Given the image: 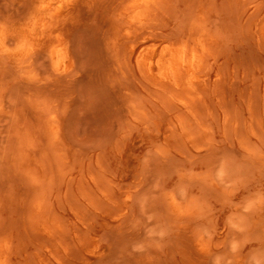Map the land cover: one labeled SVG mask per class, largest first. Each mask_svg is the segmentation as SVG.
Returning <instances> with one entry per match:
<instances>
[{
	"label": "rangeland",
	"instance_id": "1",
	"mask_svg": "<svg viewBox=\"0 0 264 264\" xmlns=\"http://www.w3.org/2000/svg\"><path fill=\"white\" fill-rule=\"evenodd\" d=\"M173 1L177 2L176 5H173ZM220 1L171 0L166 7L165 17L161 19L162 26L166 27L167 22H170L169 27L161 26L162 31L177 34L184 28V24L188 26L187 22L190 23L203 7L209 26L214 23L210 28H216L214 30L218 32L212 30L217 33L226 30L224 35L222 32L217 36L214 33L217 39L221 37L226 41L217 40V50L213 46L218 58L211 61L209 90L204 93L205 100L196 108L198 115L192 120L193 116L189 113L191 110L171 107L167 100L168 94L161 95L160 90L146 81L141 72L139 74L135 59H128L125 52L117 51L111 46L112 37L103 39L101 18H93L89 14L79 17L80 20L74 19L69 26L73 60L67 70L52 71L48 58L44 60L47 64L43 60L38 63L41 71L37 66V70H32L29 74L17 73L14 68L3 69L0 66V226L3 227L4 224L5 227L0 230L6 232H2V235L9 236L18 231L22 233L23 220H28V217V224L35 222L33 207L38 203L44 204L47 217L49 214L52 216L51 207L55 211L53 219L49 217L53 220V226L57 225L56 220L61 221L66 217L62 221L68 225H63H67L71 231L75 226L83 227L88 232L93 228L92 232L84 233L86 237L90 236L86 242L95 251L81 254V259L75 254L67 255V259L59 258L56 249L59 244L55 243L57 247L54 248V242L49 249L51 243L40 244V252L34 250L37 240H32L27 235L26 237L23 231L25 238L21 241L26 244L21 243V246L29 243L26 247L30 251L28 261L33 260L31 264L46 263V258L49 259L48 264H66L68 261L67 264H82V261L84 264H264V129H261L264 127V47L252 37L264 22H261L264 19V0H251L249 4H242L243 6L235 1ZM23 2L24 0H0V6L21 5ZM231 2L234 6L238 4L234 10ZM215 6L221 9H216L217 12ZM244 7H247L248 13L242 11L241 8ZM191 11L195 13L190 15ZM87 16L92 18L95 26ZM219 17L222 26L217 20ZM210 19L212 22L208 21ZM237 19L241 24L234 22ZM174 26H177L178 31ZM246 29L249 33L244 36ZM243 36L252 40L244 39ZM250 45H254L253 48L257 49L262 59L255 55V50L256 53L252 52ZM106 47H109V53ZM224 49L225 53L222 51ZM217 52L225 56L222 58ZM121 53L123 57L120 56ZM249 57L257 59L252 58L253 62ZM245 58H249L248 67ZM127 63L129 66H126ZM223 66H230V70H223ZM244 71H250L249 75ZM218 75H221V80L215 81ZM243 78L247 80L244 81ZM140 80L146 85L143 86ZM227 91L231 95L228 93L226 96ZM211 102L214 106L209 105ZM226 102L231 103L233 108L236 105L240 109V115L239 112L235 113L238 111L235 108L234 114L229 112L232 109L225 105ZM206 103H209L210 108L206 109ZM257 115L262 118L261 123L256 120L260 119ZM237 119L242 120L240 125L236 122ZM190 120L193 121L192 124ZM203 121L207 122V127L206 122L205 126L200 127ZM53 122L57 127L56 135L50 129ZM191 128L194 135L197 132L195 137L198 139L193 144L183 133V130H192ZM210 129L213 131L209 133ZM177 132L182 136H178ZM74 193L77 198L73 196ZM172 194L184 210L180 216H175L170 211L168 197ZM38 195L39 200L34 198ZM78 195H85L86 198ZM46 197L50 198V204L47 202L45 205ZM25 198L28 205L36 201L34 206L30 205L31 209L24 206ZM43 199L46 201L43 202ZM58 199H61L60 206L57 205ZM73 200L74 203L79 202V205H73ZM22 205L27 211L20 210ZM58 206H62V209L64 207L66 212ZM77 207L84 216H78L77 210L75 211ZM23 211L28 214L26 217ZM80 216L90 217L85 218L91 222H87L85 218L80 219ZM13 219L20 220L12 222ZM82 220L86 226L82 224ZM88 223L90 228L87 227ZM19 224L22 225L20 229ZM13 226L16 229L12 231L10 228ZM17 228L18 231L15 232ZM7 230H10L8 235ZM2 235L0 231V236L3 237ZM92 235L98 241L96 245L89 240ZM198 242L202 243V248L197 247ZM68 248L71 249L70 246ZM51 249L58 256L57 260L61 259L62 262L54 260L56 257L51 255ZM82 256L86 258L82 259ZM20 258L19 263L30 264L24 256Z\"/></svg>",
	"mask_w": 264,
	"mask_h": 264
},
{
	"label": "bare ground",
	"instance_id": "2",
	"mask_svg": "<svg viewBox=\"0 0 264 264\" xmlns=\"http://www.w3.org/2000/svg\"><path fill=\"white\" fill-rule=\"evenodd\" d=\"M185 1H187V0H185ZM222 1L223 0H221L220 2H222ZM230 1H235V2L239 3V6H240V4H241V6H243L244 4H247V3L249 4L251 2V0H230ZM173 2H174L173 5H176L177 2L176 3H175V1H173ZM191 2H193V0H191ZM196 2H197V0H196ZM224 2L225 1H223V3ZM170 3H171V0H24V2L21 5H15V6H12V5L7 6L6 5L5 7L0 6L1 7L0 8V66L3 69L4 68L6 69V67L14 68V69H16L17 73L29 74L32 72V70H37V66L39 65L38 63L39 62L42 63V60L45 64H47L44 60L46 58H48L49 62H50V69L52 71L61 72V71L67 70L68 67L72 64V60H73L72 59L73 52L71 51L72 43L70 46L71 41H70V36H69V34H70L69 30H71V29H69V26L71 25V23L74 19L77 20L79 17H83L86 14H89L88 16L91 15L90 17L101 18L102 22L100 23V25H101L100 27H101V30L103 33L101 35H104V37L103 36H101V37H103V39L105 37H112L111 38L112 39V45L111 44L110 45L114 46L117 51L121 50L122 53L125 52L128 59H133V58L135 59L137 66L139 68V69H137V70H139V74L141 72V74H143L146 81H148L152 86H154L158 90H160L161 95H162V93L168 94L167 100L169 101L171 107L177 106L178 108L182 107V108H186L187 110L188 109L191 110L192 112L191 111L190 112L188 111V112L190 113V115L193 116L192 118L190 117L192 120L193 118H195L198 115V110L196 108L199 106V104H203V100H205L204 96H203L204 93H207L206 91L209 90V86H210L209 85L210 84L209 75H210L211 61L218 58V57L216 58V50L217 49L215 47V44H216L217 40L223 39L221 37L220 38L218 37L219 39H217L216 36L218 34H220L222 31H219L220 33H217L218 31L214 30L216 28H214V29L210 28L213 26L214 23H212V25L210 24L211 26H209V23L207 22L206 12H205L204 8L201 7L199 9V11L196 9L198 11V14L195 17L193 16L194 18H192L190 15H193V13H195V11L193 13L191 11L190 15H188V13H187V15L192 18L191 19L189 17V20L190 19L192 20V21L190 20V23L185 21V20H187L188 16H187V18H185L184 21L187 22V25H188L187 27L185 26L186 24H184V22H182L184 24L183 29L179 28L180 30L178 31V30H176L177 26H174L175 30L178 31L177 34L165 33L164 31L161 30V26L163 25L161 23V21H162L161 19L163 17H165V14L167 11L166 7L168 5H170ZM189 3H190V1H189ZM198 3H199V1H198ZM215 3L217 4V2H215ZM18 4H19V1H18ZM190 4L192 5V3H190ZM231 4H233V3L231 2ZM237 5L238 4H235V6H234V4H233V6H234L233 10L235 7H237ZM10 6H12V7H10ZM225 6H227V5H225ZM239 6H238V8H240ZM208 7L209 6H207V8ZM228 7H229V4H228ZM210 8H211V6H210ZM219 8L217 9V7H216L215 10L216 9L220 10L221 8L220 9ZM246 8L244 7L241 9H242V11L244 10V12L245 11L247 12ZM193 9L194 8H192V10ZM238 10H237V13H239ZM217 12H216V14H217ZM224 12L226 13L228 11H224ZM222 13H223V10H222ZM167 14H169V13L167 12ZM220 14H221V12H220ZM251 14L256 16L253 12ZM217 15H219V13ZM90 17H88V19ZM168 17H170V15ZM241 17H243V16L241 15ZM84 18H82V19H84ZM209 18H210V16H209ZM247 18H245V19H247ZM251 18L253 19V17H251ZM80 19H78V20H80ZM90 19H91V23L93 24L92 18H90ZM219 19H220V17L217 19L220 22ZM96 20H95V22H96ZM237 20H234V22L236 21V22H239V24H241V21H239V20H241V18H239L238 21ZM249 20H251V19L249 18ZM88 21L90 22V20H88ZM97 21L99 22L100 20H97ZM208 21L212 22L211 19ZM252 21H254V19ZM263 21H264V19L261 20V22H263ZM98 22H96V23L98 24ZM213 22H214V20H213ZM224 22H226V21H224ZM248 22H250V21H248ZM167 23H168V26H166V27H169L170 22H167ZM167 23H166V25H167ZM182 23H181V25H182ZM227 23H228V21H227ZM79 24H77V25H79ZM88 24H90V23H88ZM222 24L223 23H221V26H222ZM230 24H229V28H230ZM77 25H76V27H77ZM225 25H226V23H225ZM249 25H251V24H249ZM234 26H237V25H234ZM240 26L242 28L243 25H240ZM98 27H99V24H98ZM166 27H165V25L162 26V28H166ZM179 27H181V26L179 25ZM231 27H232V25H231ZM241 28H239V29H241ZM243 28H244V26H243ZM247 28H248V26H247ZM98 29H100V28H98ZM212 29L214 31H217V32H214ZM235 29L238 30L236 27H235ZM94 30H96V29L94 28ZM165 30H167V29H165ZM218 30H220V29H218ZM221 30H224V29L222 28ZM231 30L232 29H230L229 31L231 32ZM224 31H226V30H224ZM224 31L222 32L223 35H224ZM230 32H228V33H230ZM214 33L215 34L217 33L216 36ZM245 33L248 34L249 31L248 30H247V32L244 31L243 34H245ZM247 34H245L244 36H246ZM72 36H71V39H72ZM97 36H98V34H97ZM251 36H252V34H251ZM255 36H256V38H255ZM255 36H252V37H254V39H257L259 44L264 47V22H263V25L261 27L257 28V32H256ZM101 37L99 36V38H101ZM226 37L228 38V35H226ZM103 39H101V40L103 41ZM244 39H247V37L246 38L244 37ZM249 39H251V38H249ZM249 39H247V40H249ZM105 40H108V39H105ZM224 41H226V40H224ZM248 42H250V41H248ZM245 43H246V40H245ZM105 44H106V42H105ZM108 44H109V42H108ZM224 44H226V43H224ZM256 44H257V42H256ZM259 44H258V46H259ZM213 46L216 49L214 51H213ZM250 46H252V45H250ZM253 46H252V49H253L252 52H255L257 49L255 50L253 48ZM217 48H218V46H217ZM107 49H109V47L108 48L106 47V51H107ZM219 49H221L220 46H219ZM226 50H227V48H226ZM222 51H224V53L226 52L225 49ZM262 51H264V48H262ZM107 52L109 53V51H107ZM122 53L120 54L121 57H123ZM217 53H219V52H217ZM220 53H221V51H220ZM220 53H219V55H220ZM257 53L259 54V52H257ZM257 53L255 55L258 56L259 58H261L260 54L257 55ZM253 54H252V56H253ZM223 55L225 56V54H223ZM223 55H220V56L222 57ZM120 56H119V58L122 59ZM242 56H243V54H242ZM226 57H227V55H226ZM228 57H229L228 59L230 60V56H228ZM255 57H249V58L254 62L253 59ZM232 58H234V57H232ZM249 58H245L246 61H247V59L249 60ZM128 59H127V61H129ZM256 59L257 58H255V60ZM259 60H257L258 63H259ZM119 62H120V60H119ZM217 62H218V60L216 61V64H217ZM227 62H228V65H230L229 61H227ZM230 62H231V60H230ZM225 63H226V59H225ZM245 63H247L246 66L248 67V65H249L248 61ZM260 63H261V61H260ZM263 63H261V64L263 65ZM128 64L129 63H127L126 66H129ZM239 65H238V68H239ZM46 66L48 67V65H46ZM233 66L235 68V64H233ZM42 67H44V65ZM229 67L230 66H228V68ZM39 68H38V70H39ZM46 68L43 69V71L46 70ZM224 68H227V67L223 66V70H224ZM238 68H237V70H238ZM244 68H246L245 65H244ZM132 70L133 69H131V71ZM223 70L221 71V74L223 73ZM228 70H230V68ZM246 70H247V68H246ZM40 71H41V68H40ZM251 71L253 72V69ZM244 72L246 73V71H244ZM249 72L250 71H247L248 75H249ZM245 73H244V76L246 77L247 75H245ZM262 73H264V72H262ZM55 75H57V73ZM225 76L227 77L228 75H225ZM238 77H239V75H238ZM248 77H250V76H248ZM262 77H264V76H262ZM229 78H230V76H229ZM229 78H228V81L230 80ZM254 78H253V80H254ZM245 79H244V81H245ZM219 80H221V75H218L215 81H219ZM260 81H259V83H260ZM247 82H245V83H247ZM256 82H258V81L256 80ZM240 83H241V81H240ZM141 84L143 86L146 85V84H143V82ZM256 84H258V83H256ZM245 86H244V88H245ZM248 86H247V88H248ZM257 87H258V85H257ZM216 88H217V86H216ZM258 88H260V87H258ZM145 89H146V87H145ZM248 89H250V88H248ZM252 90H253V88H252ZM211 91H212V88H211ZM235 91H237V90H235ZM214 92H215V90H214ZM247 92H249V91H247ZM253 92H255V89ZM228 93H229L228 91L225 93L226 96ZM235 93H237V92H235ZM241 93H242V91H241ZM208 94H210V93H208ZM243 94L244 93H242V95ZM254 94L255 93H252V95H254ZM229 95H231V94L229 93ZM259 96H261V94ZM259 96H254V97H259ZM217 98H215V100H217ZM231 98H233V97L231 96ZM239 98H240V100H238V101H240L239 103L241 105V103H242L241 97H239ZM224 99H226V98H224ZM247 99H245V100H247ZM254 99L255 98H253V100ZM257 99L259 100V98H257ZM168 101H167V103H168ZM232 101H235V100L233 99ZM260 101L262 102V100H260ZM260 101H258V102H260ZM212 102H211V104H209V103H206V104L207 105L209 104L211 106ZM254 102H256V101L254 100ZM261 102L259 104H261ZM220 104H221V102H220ZM229 104H230V106H229ZM209 105L206 107V109H208ZM225 105L227 107H230V109H232V111H231L228 108L229 112H232L233 114L235 112V110L233 111L234 108L236 109V111L239 109L236 107L235 104H234L235 105L234 108L232 107L233 105H231V103L226 102ZM242 105H243V103H242ZM242 105H241V107H242ZM245 105H247V104L245 103ZM212 106H214V104ZM249 107H251V106H249ZM260 107H261V105H260ZM203 110L204 109L201 108V111H203ZM211 110H213V109L211 108ZM226 110L227 109H225V111ZM228 110H227V114L229 113ZM239 110L235 113H238ZM252 110H254L253 107H252ZM205 111H207V110H205ZM241 111H242V109H241ZM245 111H246V109H245ZM212 112H214V111H212ZM191 113H193V114H191ZM224 113H223V115H224ZM241 113H242L241 115H243V112H241ZM256 114H258V110H257ZM186 115H187V113H186ZM206 115L207 114L205 112L204 116L206 117ZM239 115H240V112H239ZM246 115H247V113H246ZM187 116H189V115H187ZM259 116L257 115L256 117H259ZM180 117H181V115H180ZM238 117H241V116H238ZM190 118H188V119H190ZM202 118H203V120H205L204 117H202ZM232 119L234 120V117H232ZM232 119H231V121H232ZM239 119H243V118L241 117ZM239 119H237V121L236 120L235 121L238 123L239 122L242 123V120L240 121ZM254 119H256V118H254ZM261 119L262 118H260L258 120V118H257L256 120L261 123V121H262ZM191 120H190V123L192 124L193 121H191ZM229 121L230 120H228V122ZM200 122H201V120H200ZM203 122L201 123L203 125L200 124L201 125L200 127L205 126L204 124L206 121L204 123ZM208 122H210V121H208ZM254 122H255V120H254ZM240 123L238 125H240ZM54 124L55 123L53 122L50 129H51V132L54 135H56L57 127ZM251 124H252L251 126L253 127V123H251ZM179 125H180V123H179ZM188 125L190 126V124H188ZM227 125H231V124H227ZM193 126L196 127L195 125H193ZM208 126H210V124H208ZM232 126L234 127V125H232ZM260 126H262V125H260ZM206 127H207V122H206ZM198 129L196 127V130H198ZM207 129H209V128H207ZM261 129H264V127ZM175 130H176V128H175ZM210 131H213V129H210L208 132L210 133ZM208 132H206V133H208ZM178 133L179 132H177V135L180 136L181 134L179 135ZM183 133L188 138V140L192 142V144L195 140H198L195 137L197 132L194 135L193 129L192 130H190V129L183 130ZM203 133H204V131H203ZM207 137H208V135H207ZM194 143H196V141ZM80 192L83 194L84 190H83V192L82 191H80ZM106 194H107V192H106ZM73 196L75 197V193ZM81 197H84L83 199L86 198L85 195L81 196ZM26 198H28V196ZM26 198H25V201H23V204L26 203L24 206H26V209H27V207H30V205H32V204H33L32 206H34V203L36 202L35 200L36 199L39 200V195L34 197V198H36V199H34L35 202L34 203H33V201H32V203L30 202V205L27 204ZM68 198L66 197V199H68ZM75 198H77V197H75ZM168 198H169L168 199L169 200V208H170L171 213L175 216L182 215L184 213V210L179 205L175 196L172 194ZM44 199H45V197H44ZM44 199H43V202L46 201ZM46 199H47V197H46ZM49 199L50 198L48 197L47 201L45 202V205ZM29 200H31V199H29ZM58 200L59 201H58L57 205L60 206L59 203H60L61 199H58ZM77 200H79V199H77ZM81 200H82V198H81ZM87 200H86V202H88ZM113 200H115V199H113ZM65 201L67 202V200H65ZM70 201H72V200H70ZM66 202H64V203L66 204ZM76 203H78V205H79V202H76ZM76 203H74V200H73L72 204L73 205L75 204V206H76ZM118 203H122V202L118 201ZM47 204H50V201ZM81 205H82V203H81ZM51 206H53V204ZM33 208H34L33 213H35V222L28 224L27 221L29 220L30 217H28V220L26 219L27 221L24 219L23 220V222H24V230L23 231H24L25 236L27 235V236H30L32 240H37L36 243H34V244H36L34 246L35 247L34 250H38V247H40V244L41 245H47L48 243H51L50 245L48 244L50 246V247H48V249H49V248H51V245L54 242L53 244H55V243L59 244L58 248H56L57 247L56 244L53 245L54 248L58 249L57 251L59 253H57V255L59 254V258L66 257L65 259H67V255H71V254H73V255L75 254L76 256L79 255L80 259H81V254H83V253L86 254V252L88 253V252H94L95 251V248H91V246H88L87 242H88V236L89 235L86 237L85 233H84L85 231L87 234L90 231L92 232L93 228L91 230H89V232H88L87 230H83V227L75 226L74 230L71 231L70 229H68L69 227L68 228L66 227L68 224L64 223V221H62L66 217L65 218L62 217L64 219H61V221L56 220L55 223L58 221L57 225L53 226L52 216L54 217L56 214H54L55 211L53 212L51 210V209H53L52 207L50 209V212H52L51 213L52 216L49 214L48 217H47V212L45 210L43 203H38ZM59 208H61V210L64 209V207L62 209V206ZM74 208H76V207H74ZM26 209L23 207V205L20 208V210H26ZM30 209H31V207H30ZM46 209H47V206H46ZM70 209H71V207H70ZM72 209H73V207H72ZM83 209H84L83 211H85V208H83ZM28 210H29V208H28ZM86 210H87V208H86ZM30 211H28V212L30 213ZM75 211L78 214V216H79V214H83V213H81V211L79 210L78 207H77V209H75ZM23 212L25 213V211H23ZM63 212L65 213L66 211L63 210ZM70 213H72V211ZM20 215H21V213H20ZM23 215L26 217V215H28V214L25 213ZM31 215H33V214H31ZM87 215H89V214H87ZM83 216H84V214H83ZM83 216H80L79 218L83 219V220L85 217L88 219L90 218L87 216H85V217H83ZM32 217H34V215ZM49 217H51L52 219H50ZM57 218H58V216H57ZM86 218H85V220H88ZM55 219L56 218H54V220ZM18 220H20V219H18ZM18 220H16V221H18ZM83 220H82V222H83ZM11 221L13 222L14 219ZM16 221H14V222H16ZM61 222H63V223H61ZM87 222H89V220ZM89 223L87 224L88 228L91 227V226L89 227ZM10 224H9V226L11 227ZM63 224H67V225L65 226ZM82 224H84V222ZM13 225H14V223H13ZM17 225H18V223H17ZM7 226H8V224H6V227ZM20 226L22 228V225H20V224H19V227L18 226H15V227H18L20 229ZM84 226H86V225L84 224ZM3 227H4V224H3ZM3 227L0 226V228H3ZM18 228H17V230H15V232L18 231ZM7 229H9V227ZM14 229H16V228H14V226L12 228H10V230H12V231ZM10 230H7V235L9 234ZM0 231H1V235L3 233L6 234V232H3L2 230H0ZM23 231H22V233H23ZM18 232L14 233V234H9V236H5V234H4V236L2 235L3 237L0 236V264H21V263L23 264V262H20V263L18 262L19 258L22 256L25 257L26 261L29 260V257H30L29 252L30 251L28 252V249L26 247L27 245H29V243L26 246L22 245L23 246V248H22L21 243H23L22 241H24L22 239H24L25 237L21 232H19V233ZM10 233H12V232H10ZM85 239H87V240H85ZM27 240H29V238ZM89 240L91 241V243L93 245H96V242H98L96 237L93 235L91 236V238ZM30 244H31V242H30ZM68 246H70L71 249H69ZM31 247H33V246H31ZM197 247L202 248V243L198 242ZM20 248H22V249H20ZM54 248H52V249L54 250ZM52 249L50 251H52ZM38 251H36V252L38 253ZM51 253H52L51 255H54L53 257H56L55 254L53 253V251ZM43 256L45 257V255H43ZM79 256L77 258H79ZM33 257H35V256H33ZM57 257H56V259H54L55 261L57 260ZM85 258L82 256V259H85ZM20 259H22V258H20ZM47 259L48 258L44 259V261L46 263H41V264H48L49 261H47ZM73 260H75V259H73ZM32 261L33 260L31 259V262L30 261H28V262L31 264ZM60 261H61V259L58 262H60ZM78 262H79V260H78ZM35 264H36V262H35ZM82 264H84L83 261H82Z\"/></svg>",
	"mask_w": 264,
	"mask_h": 264
}]
</instances>
